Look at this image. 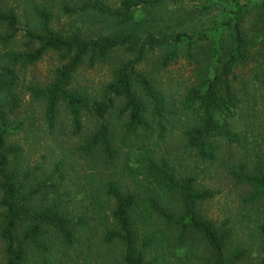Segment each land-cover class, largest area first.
Here are the masks:
<instances>
[{
    "label": "trees",
    "instance_id": "1",
    "mask_svg": "<svg viewBox=\"0 0 264 264\" xmlns=\"http://www.w3.org/2000/svg\"><path fill=\"white\" fill-rule=\"evenodd\" d=\"M179 1L66 0L60 13L75 23L66 32L54 26L57 15L46 0H26L31 21L22 34L21 16L0 0V264H66L91 230L120 247L119 264H155L153 254L170 249L166 229H178L180 240L188 232L201 235L210 252L205 264H236L247 252H228L227 222L217 227L199 212L216 194L200 187L190 169L196 167L183 161L187 156L212 165L221 142L246 148L225 166L249 187L241 203L264 264V149L245 141L250 124L242 108L254 94L234 82L236 69L255 61L264 115V0H202L212 22L197 31L165 29L156 11ZM252 14L256 30L250 35L246 22ZM116 51L129 57L115 65L110 81L92 93L75 85L83 66L93 68ZM51 52L61 62L51 81L28 92L44 105L50 130L62 119L61 106L66 109L71 137L79 138L73 150L92 162L82 184L70 178L74 167L64 159L49 170L25 169L23 148L10 141L23 128L13 119L24 105L19 70ZM157 54V70L181 58L196 62L197 81L178 99L148 70Z\"/></svg>",
    "mask_w": 264,
    "mask_h": 264
},
{
    "label": "rangeland",
    "instance_id": "2",
    "mask_svg": "<svg viewBox=\"0 0 264 264\" xmlns=\"http://www.w3.org/2000/svg\"><path fill=\"white\" fill-rule=\"evenodd\" d=\"M8 7L15 8L21 16L20 26L22 34L30 23V19L25 17L26 0H5ZM44 1V0H41ZM48 6L52 7L57 15L54 26L57 29L68 31L74 26V20L60 13L59 7L66 0H46ZM105 2L117 5L118 0H104ZM72 2V1H71ZM214 13H217L215 11ZM161 26L165 29L173 28L177 30L197 31L208 22H212L213 15L206 13L202 9V0H180L177 3L168 4L156 11ZM254 15L248 17L246 29L253 35V29L256 30ZM212 17V18H211ZM159 54L151 57L148 61V70H153L156 76L169 88V90L178 99L182 92L188 87L194 85L197 81L196 62H191L186 58H181L175 64L166 69H154V59ZM129 56L124 51L112 53L106 61L99 62L93 68L88 65L83 66L76 76L75 85L78 88L86 89L90 93L99 90L111 79V73L115 65L127 59ZM199 57V55H198ZM249 64L239 67L235 71V86L237 88L247 87L253 92L250 106H244L242 113L246 117V122L250 124L246 129L250 132L245 139L249 146L264 149V115L262 113V103L260 91H257L258 84L254 79L256 73L255 61L251 60ZM60 58L57 53L51 52L45 55L36 64L21 68L19 70L21 82L19 90L24 97V105L17 112L13 119L22 122L23 128L18 134L11 136L10 141L16 142L23 148L22 162L23 167L34 168L41 166V170H49L57 159H64L68 165L74 167L70 178L77 179L82 184L81 176L84 170L88 169L89 160H84L79 153L74 152V144H78L79 138L71 137V127L68 121L66 109L61 106L60 119L55 130H50L45 123L43 113L44 105L32 99L28 88L32 85H46L51 81L53 72L60 65ZM240 130V128H238ZM242 130V128H241ZM175 132V148L179 151L182 147L180 132ZM73 136V135H72ZM218 160L212 165L195 163L193 158L184 157L183 161L192 164L196 168H190L191 171L199 175L200 187H207L215 192L213 199L202 202L199 205V212L212 223L220 227L222 223L227 222V227L231 229V238L228 245V252L237 248H243L246 256L236 264H259L261 253L258 250L259 242L252 237V227L248 224L247 210L241 203V198L249 192V187L237 183L228 173L225 162H231L233 157H243L244 144L230 146L224 142ZM79 175L77 177L76 175ZM82 193L75 199L78 205L81 204ZM2 210L0 208V214ZM1 221V219H0ZM169 234L170 249L159 250L153 254L157 257L155 264H205L210 257L206 243L203 237L195 232L185 234L183 240H180V231L178 229H166ZM120 247L106 244L100 239L99 233L95 230L85 232L77 244L75 251H70L66 264H119ZM192 252L191 254H189ZM189 254V255H188ZM0 261H2V242L0 241ZM34 264V263H31Z\"/></svg>",
    "mask_w": 264,
    "mask_h": 264
}]
</instances>
